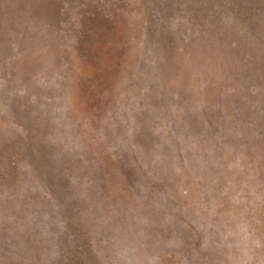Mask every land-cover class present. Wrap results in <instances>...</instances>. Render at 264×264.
Wrapping results in <instances>:
<instances>
[{
	"label": "rangeland",
	"instance_id": "1",
	"mask_svg": "<svg viewBox=\"0 0 264 264\" xmlns=\"http://www.w3.org/2000/svg\"><path fill=\"white\" fill-rule=\"evenodd\" d=\"M0 264H264V0H0Z\"/></svg>",
	"mask_w": 264,
	"mask_h": 264
},
{
	"label": "bare ground",
	"instance_id": "2",
	"mask_svg": "<svg viewBox=\"0 0 264 264\" xmlns=\"http://www.w3.org/2000/svg\"><path fill=\"white\" fill-rule=\"evenodd\" d=\"M216 143H217V142H216ZM205 145H206V144H205ZM217 148H218V147H217ZM219 148H220V147H219ZM24 178H25V177H24ZM23 180H24V179H23ZM24 182H25V181H24ZM215 185H216V184H215ZM213 187H214V186H213ZM213 194H214V193H213ZM222 195H223V194H222ZM224 201H225V199H224ZM224 201H223V202H224ZM226 202H227V201H226ZM217 203H218V202H217ZM140 225H141V224H140Z\"/></svg>",
	"mask_w": 264,
	"mask_h": 264
}]
</instances>
